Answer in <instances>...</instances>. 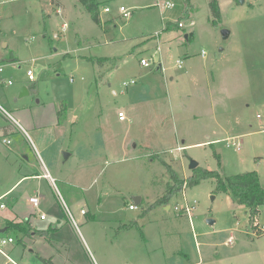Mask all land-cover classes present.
Returning <instances> with one entry per match:
<instances>
[{
	"label": "rangeland",
	"instance_id": "1",
	"mask_svg": "<svg viewBox=\"0 0 264 264\" xmlns=\"http://www.w3.org/2000/svg\"><path fill=\"white\" fill-rule=\"evenodd\" d=\"M100 2V23L79 0L0 3V104L27 131L0 136V196L13 186L0 225L34 211L38 228L55 226L54 248L16 239L0 264H264V209L253 220L216 177L170 194L191 160L222 176L256 171L264 185V0H218L220 16L210 0ZM42 157L55 186L16 183L42 174Z\"/></svg>",
	"mask_w": 264,
	"mask_h": 264
},
{
	"label": "trees",
	"instance_id": "2",
	"mask_svg": "<svg viewBox=\"0 0 264 264\" xmlns=\"http://www.w3.org/2000/svg\"><path fill=\"white\" fill-rule=\"evenodd\" d=\"M79 1L86 7V9L90 13H92L93 19L97 23H100V0ZM210 4L213 14H215V16H220V7L218 0H210ZM190 9L191 8H189L188 10ZM194 170V174L187 180H180L176 175H173V171H171V177L174 179H176L177 177L178 179H176V182L178 183L175 187H173L172 191L170 190V194L180 191L187 186L198 184L203 179L216 177L218 179L217 188L229 195L233 202L245 205L248 208L250 217L253 220H256L261 212V209H264V185L261 183L259 174L256 171H248L222 176L218 171L205 170L199 168V166ZM2 226L8 227L7 232H10L12 230L16 231L17 234H15V237L13 235L7 236H13L15 239H18L19 242H23L25 237L31 236L33 231L42 236L47 237L49 235V231L36 229L34 226H32V224L29 223V220H8Z\"/></svg>",
	"mask_w": 264,
	"mask_h": 264
},
{
	"label": "built area",
	"instance_id": "3",
	"mask_svg": "<svg viewBox=\"0 0 264 264\" xmlns=\"http://www.w3.org/2000/svg\"><path fill=\"white\" fill-rule=\"evenodd\" d=\"M4 1H5V0H0V3L4 2ZM172 5H173V3L169 2V1H167V2H165V3L163 4V6L166 7V8H170ZM102 11H104V12H111V11H112V7L109 6V5H106V6L102 9ZM58 12H60V10H58ZM118 12H119L120 15H122V16L125 17V18H129V17H131V16L133 15V9L130 8V7H126L125 5H120L119 8H118ZM190 24H191V25H195V21H194V19H191ZM179 26L182 27V26H183V23L180 22V23H179ZM66 27H67V23H64V24H63V28L65 29ZM158 35H159V34L156 33V36H158ZM160 50H161V47L158 46L156 51H160ZM153 56H154V55H153ZM182 63H183L182 60H178V66L181 67V66H182ZM141 64H142L143 66H150V65H151V61H150L149 59L145 58V57H142V58H141ZM0 71H3V66H1V65H0ZM27 73H28L30 79H34V73H33V70H32V69H28ZM135 82H136L135 79H132V80H131V83H135ZM9 83L11 84L12 81H9ZM129 84H130V83H129L128 81H124V85L128 86ZM0 109H1L5 114L9 115V113L5 110V108H4L2 105H0ZM119 118L122 119V120H124V119L126 118L124 112H122V111L119 112ZM4 141L7 142V143H10V142H11L10 139H5ZM46 175H47V177L50 179V181H52L53 183L55 182V179L51 177L50 173H49L47 170H46ZM3 197H4V195L0 196V201H1V199H2ZM29 202H30V204L32 205V207H34V209H35L38 213H40V217H41L42 219H45V218H46V213L40 211V209H39V206H40V204H41L40 196H39V195H33V196H31V197L29 198ZM64 206H65V209H66V211H67V213H68V215H69V218L72 220V222H74V223L76 224V220H75V217L73 216L72 212L70 211V209L68 208V206H67L65 203H64ZM0 207H1V208H5V207H6L5 203H1V204H0ZM128 207H129V209H136V208H138V205L135 204V203H130ZM194 207H195V206H190V205H186V206H185L186 211L188 212V214H190V212L193 210ZM176 209H177V207H176ZM83 212H85L84 209H82V213H83ZM35 214H36V212H35ZM257 225H258V229H259V231H260V232L262 233V235L264 236V224H263V225L257 224ZM13 242H15V238L12 237V236H4V237H0V252H2L4 255L8 256V255L4 252L3 247H5L7 244H9V243H13Z\"/></svg>",
	"mask_w": 264,
	"mask_h": 264
},
{
	"label": "crops",
	"instance_id": "4",
	"mask_svg": "<svg viewBox=\"0 0 264 264\" xmlns=\"http://www.w3.org/2000/svg\"><path fill=\"white\" fill-rule=\"evenodd\" d=\"M159 36V35H158ZM188 36V35H187ZM159 46V45H158ZM157 46V47H158ZM157 50V49H156ZM157 52V51H156ZM155 52V53H156ZM1 105V104H0ZM1 110V109H0ZM8 113H9V115H6L5 113H4V116H5V118H6V120H3V121H1L0 120V136H2L3 137V139H2V142L3 143H6V144H12V142H13V140L11 139V137H10V134L12 133V132H14V131H16L17 130V128H19L20 130H22V131H25L26 133H27V131L25 130V128H24V126L17 120V119H15L13 116H12V114L7 110V109H5ZM5 139H10L11 140V142L10 143H7V142H5L4 140ZM13 152H15L16 154H18L15 150H13ZM42 156V155H41ZM42 160H40L41 161V166H42V168H43V170H44V172L42 173V174H34V175H30V174H24L22 177H20L19 178V180L16 182V183H18L21 179H23V178H25V177H30V176H36L37 178H45V179H47L48 181H49V183L52 185V186H55V182L53 183L52 181H50V179L47 177V175H46V170L50 173V175H51V177L52 178H54V179H56L52 174H51V172H50V170H49V168H48V166H47V164H46V162H45V160L43 159V157L41 158ZM33 178H35V177H33ZM15 183V184H16ZM14 184V185H15ZM12 188H13V186L12 187H10L7 191H5L3 194H5V193H8L9 191H11L12 190ZM3 194H1V195H3ZM38 195V194H37ZM140 201L141 200H139V202L138 203H140ZM133 203V202H132ZM138 203H136L137 205H138ZM32 206V205H31ZM65 207V206H64ZM34 208V207H33ZM137 209V208H136ZM131 210H135V209H131ZM40 211H42V212H44L45 213V211H43V210H41L40 209ZM34 212V211H33ZM33 212H31V214L27 217V218H25V219H22V218H20V217H18V218H14V219H6V221H8V220H15V221H25V220H29V223L30 224H32V226H34L36 229H39V230H42V231H49V234L52 232L51 231V229L52 228H55V226H52V227H50L49 229H46V228H43V229H40V228H38L37 226H36V218H34L33 216H34V214H35V212L33 213ZM39 214V218H40V220L41 221H45V220H47V215H46V218L45 219H42L41 217H40V213H38ZM29 218V219H28ZM0 227H3L2 225H0ZM75 227V226H74ZM76 231H77V229H76ZM13 237V236H12ZM40 237H42V238H44L45 239V241L51 246V247H53L54 248V244H52L53 243V241H47V239H46V236H42V235H39L37 232H34L33 231V233H32V235H31V238H35L34 240L35 241H37V240H40L41 238ZM16 240V239H15ZM4 252L8 255V256H6V255H4L2 252V254L5 256V257H7V258H9V254L4 250ZM51 253V252H50ZM51 255H53V254H51ZM44 258H46V257H44Z\"/></svg>",
	"mask_w": 264,
	"mask_h": 264
},
{
	"label": "water",
	"instance_id": "5",
	"mask_svg": "<svg viewBox=\"0 0 264 264\" xmlns=\"http://www.w3.org/2000/svg\"><path fill=\"white\" fill-rule=\"evenodd\" d=\"M242 2H244V0H242ZM222 34H223V36H224L225 38H227V37H229V35H230V31L227 30V29H224V30L222 31ZM27 93H28V90L24 87V88L22 89L21 96H23V95H25V94H27ZM63 155H64V158L67 159V158L70 156V152L63 151ZM198 166H199V162H198V161H196V160H191V163H190V168H191V169H195V168H197ZM134 200L136 201V203H138L139 200H140V198L135 197ZM208 222H209L210 224H213V223H214V220H213V219H208ZM7 230H8V227H7V226L0 227V234L5 233Z\"/></svg>",
	"mask_w": 264,
	"mask_h": 264
}]
</instances>
